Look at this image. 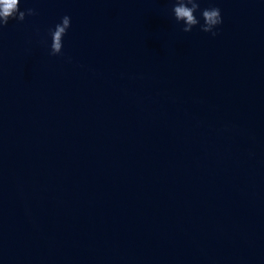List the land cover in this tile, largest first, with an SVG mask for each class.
I'll return each instance as SVG.
<instances>
[{
	"label": "water",
	"instance_id": "water-1",
	"mask_svg": "<svg viewBox=\"0 0 264 264\" xmlns=\"http://www.w3.org/2000/svg\"><path fill=\"white\" fill-rule=\"evenodd\" d=\"M215 2L216 36L170 0L0 29V264H264V0Z\"/></svg>",
	"mask_w": 264,
	"mask_h": 264
},
{
	"label": "clouds",
	"instance_id": "clouds-1",
	"mask_svg": "<svg viewBox=\"0 0 264 264\" xmlns=\"http://www.w3.org/2000/svg\"><path fill=\"white\" fill-rule=\"evenodd\" d=\"M22 3L26 4L27 0H0V29L10 20L23 21L26 16L36 14L33 7L21 8ZM170 6L175 21L185 33L191 32L198 26L203 32L216 36L224 22L221 7L215 0H170ZM71 26V16L64 14L53 27L48 29L52 55L63 53L64 37Z\"/></svg>",
	"mask_w": 264,
	"mask_h": 264
}]
</instances>
